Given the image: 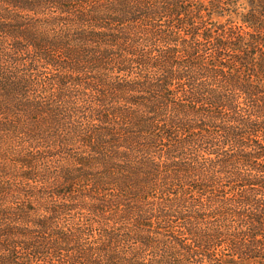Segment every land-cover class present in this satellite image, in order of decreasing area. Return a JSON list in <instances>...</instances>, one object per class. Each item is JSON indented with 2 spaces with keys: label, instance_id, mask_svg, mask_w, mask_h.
I'll list each match as a JSON object with an SVG mask.
<instances>
[{
  "label": "trees",
  "instance_id": "trees-1",
  "mask_svg": "<svg viewBox=\"0 0 264 264\" xmlns=\"http://www.w3.org/2000/svg\"><path fill=\"white\" fill-rule=\"evenodd\" d=\"M0 264H264V0H0Z\"/></svg>",
  "mask_w": 264,
  "mask_h": 264
}]
</instances>
